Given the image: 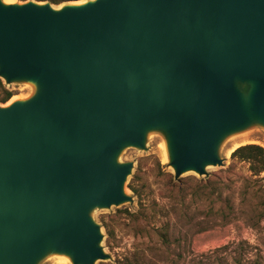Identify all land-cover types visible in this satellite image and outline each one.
I'll return each mask as SVG.
<instances>
[{"label": "water", "instance_id": "1", "mask_svg": "<svg viewBox=\"0 0 264 264\" xmlns=\"http://www.w3.org/2000/svg\"><path fill=\"white\" fill-rule=\"evenodd\" d=\"M0 264L109 259L95 208L132 197L127 146L161 132L174 179L264 127V0H0Z\"/></svg>", "mask_w": 264, "mask_h": 264}, {"label": "rangeland", "instance_id": "2", "mask_svg": "<svg viewBox=\"0 0 264 264\" xmlns=\"http://www.w3.org/2000/svg\"><path fill=\"white\" fill-rule=\"evenodd\" d=\"M4 1L49 2L58 8L85 0L57 4L48 0ZM5 86L14 99L27 98L34 92L27 82ZM165 142L161 132L151 131L145 148L127 146L121 150L119 161L133 163L125 182V192L132 201L92 210L91 216L103 234L101 245L110 256L95 264H264V218L255 228L243 221L251 214L250 199L241 195L240 176H250L248 163L230 157L242 144L255 143L264 148V127L252 125L226 136L218 147L222 164L208 166L207 176L187 171L175 180ZM229 176L237 181L227 186ZM260 176L264 184V172ZM130 181L134 191L127 186ZM227 197L234 202L235 216L228 224ZM162 227L169 235L167 248L160 246L155 233ZM231 241L234 243L228 248L219 249ZM55 256L46 255L37 264H71Z\"/></svg>", "mask_w": 264, "mask_h": 264}, {"label": "trees", "instance_id": "3", "mask_svg": "<svg viewBox=\"0 0 264 264\" xmlns=\"http://www.w3.org/2000/svg\"><path fill=\"white\" fill-rule=\"evenodd\" d=\"M51 3L57 4L63 0H48ZM13 95V92L5 86L3 81L0 79V103H5ZM231 159L238 161H244L248 163V170L250 176H240L242 184L243 198L250 199L251 214L243 218V221L250 227H257L260 225L261 220L264 218V184L263 178L260 176L264 172V148L255 143H246L236 147L230 154ZM230 170V169H229ZM227 170V171H229ZM201 181V180H200ZM199 181V182H200ZM207 181V180H205ZM237 179H232L230 176L227 178L228 184L234 183ZM127 186L134 191L132 181ZM227 197V224L233 221V205ZM136 214V213H135ZM157 235L158 242L163 248H167L170 243L168 231L162 227L155 232ZM248 244L247 240H240ZM234 242H228L227 244L219 247L228 248Z\"/></svg>", "mask_w": 264, "mask_h": 264}, {"label": "bare ground", "instance_id": "4", "mask_svg": "<svg viewBox=\"0 0 264 264\" xmlns=\"http://www.w3.org/2000/svg\"><path fill=\"white\" fill-rule=\"evenodd\" d=\"M5 2H7V1H5ZM12 100H14V98L11 96L10 99L7 100L4 104H9ZM55 258L57 260H59L60 262H65V263L69 262V258L66 255L58 254L55 256Z\"/></svg>", "mask_w": 264, "mask_h": 264}]
</instances>
